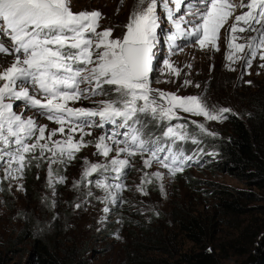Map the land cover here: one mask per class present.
Wrapping results in <instances>:
<instances>
[{
  "label": "rangeland",
  "instance_id": "rangeland-1",
  "mask_svg": "<svg viewBox=\"0 0 264 264\" xmlns=\"http://www.w3.org/2000/svg\"><path fill=\"white\" fill-rule=\"evenodd\" d=\"M50 1L63 9L61 19L37 8L35 0H0V55L16 60L7 73L4 64L9 60L0 63V187L5 184L9 192L3 195L0 188V247L17 239L22 213L45 208L50 196L63 214L60 223L67 224L68 235L88 245L89 264H127L125 249L135 231L143 234L148 226L179 233L170 216L174 203L218 217L214 200L205 196L212 191L211 184L250 190L189 155L184 157L189 175L203 182L199 191L193 190L182 177V167L171 166L176 161L174 155L172 161L169 158L174 145L163 153L152 151L148 141L141 140L139 147L127 127L109 121L101 125L99 119L114 112V97H126L129 90L137 89L150 92L165 120H199L214 131L224 130V114L242 112L246 94L238 89L264 88V5H257L261 0ZM22 21L37 22L45 32L57 26L63 35L52 40L44 36L47 53L35 58L19 44L24 39ZM128 41H147L153 49L154 72L145 82H134L122 62L120 47ZM43 58L84 66L77 68L81 81L76 93L66 91L53 101L42 90L20 82L23 70L35 68ZM49 103L99 119L51 122L41 109ZM3 148H14L21 157H10ZM31 152H40L52 165L65 154L69 174L62 185L52 179L53 166L29 183L21 165ZM98 171L106 172L107 178L90 181ZM117 172L118 177L112 175ZM30 189L40 191L41 204ZM252 193L256 200L247 215L217 218L218 241L212 248L219 254V264H245L249 253L264 254L263 234L256 236L264 228V192L253 189ZM251 224L252 239L232 248L230 243ZM175 242L179 251L194 248L183 236ZM27 243L17 247L22 251L13 264H35Z\"/></svg>",
  "mask_w": 264,
  "mask_h": 264
},
{
  "label": "trees",
  "instance_id": "trees-1",
  "mask_svg": "<svg viewBox=\"0 0 264 264\" xmlns=\"http://www.w3.org/2000/svg\"><path fill=\"white\" fill-rule=\"evenodd\" d=\"M32 28L28 31H32ZM49 28L50 31L45 32L39 27L31 35L41 40L45 39L44 36L52 40L63 35L57 26ZM73 57L76 59L75 56ZM66 66L76 70L84 69L83 65L71 61H68ZM53 71L54 68L51 69L52 73ZM199 84L202 87L203 83ZM38 86L40 90L44 88L42 84ZM238 91L246 94L241 100L242 112L241 114L226 112L223 116L225 129L222 131H214L199 120L179 117L165 120L154 106L156 99L153 102L150 92L137 89L129 90L126 97H114L111 103L114 112L101 119L92 113L75 114L70 109L57 107L54 104V107L63 111H58L57 117L49 116L48 112L47 119L51 122L61 120L67 122L73 119L80 123L99 119L101 125H106V121H109L116 126L127 127L128 132L135 137L137 146L142 147L141 140L148 141L151 143L150 149L159 153H163L165 147L174 145L173 154L169 152V158L172 161L174 155L176 161L171 162V166L182 167L180 169L183 173L182 177L187 180L191 189L199 191L198 186L203 182L189 175L190 168L184 163V157L189 155L192 159L200 160L205 166L213 168V171L229 174L250 187V190H236L228 186L211 184L212 191L205 194L206 197L214 200L213 209L218 213V217L237 218L250 212V205L256 200L252 193L253 189L264 192V88L260 85L254 89L239 88ZM99 94L109 96L104 91H100ZM49 98L55 100L56 97ZM172 141H176L175 144ZM3 150L17 160L21 157L14 148H3ZM64 157L65 154L57 164L52 165L46 163L47 160L40 152H31L21 166L25 177L32 184L35 177L49 166H53L52 179L58 181V185H62V181L69 174V162H66ZM112 175L118 177L119 173ZM104 178H107V173L98 171L90 177V181L95 182ZM150 186V181H147L146 187ZM0 188L3 195L9 194L5 184ZM29 194L41 204L43 199L40 191L30 189ZM44 206L45 208L40 211L29 208L30 212L22 213L23 228L12 244L6 248L0 247V264H13L18 252L22 251L17 247L27 242L30 247L29 255L35 264H89L88 245L76 243L68 235L67 224L60 223L63 214L57 211L54 198L49 196ZM170 216L173 217L174 227L178 228L179 233L172 235L165 229H150L148 226L142 229L143 234H137L135 231L125 249L127 264H219V254L212 248V245L218 241L216 236L219 234L217 229L219 221L215 213L207 215L174 203ZM253 225L241 230L238 239L231 242L230 246L234 249L245 246L254 234ZM256 234V236L263 234L264 240V228H260ZM179 236H183L194 248L179 251L175 242ZM262 252L249 253L245 264H264Z\"/></svg>",
  "mask_w": 264,
  "mask_h": 264
},
{
  "label": "water",
  "instance_id": "water-1",
  "mask_svg": "<svg viewBox=\"0 0 264 264\" xmlns=\"http://www.w3.org/2000/svg\"><path fill=\"white\" fill-rule=\"evenodd\" d=\"M35 6L54 14L59 19L64 16L63 9L50 0H35ZM120 55L134 82H145L153 75L155 62H152L153 49L149 42H123L120 47Z\"/></svg>",
  "mask_w": 264,
  "mask_h": 264
},
{
  "label": "bare ground",
  "instance_id": "bare-ground-1",
  "mask_svg": "<svg viewBox=\"0 0 264 264\" xmlns=\"http://www.w3.org/2000/svg\"><path fill=\"white\" fill-rule=\"evenodd\" d=\"M254 2H255V0H253ZM252 1V2H253ZM258 1V0H257ZM264 1V0H263ZM26 2V1H25ZM246 4V3H245ZM250 4H253V3H251L250 2ZM250 4H249V6H250ZM251 7V6H250ZM0 50H2L1 49V47H0ZM5 60H9L8 59V56H1L0 55V63H3ZM16 60L15 59H11V60H9V62H7L6 64H4V69H5V72L7 73V72H9V71H11L12 69H13V66L15 65V62ZM6 65H9V66H6Z\"/></svg>",
  "mask_w": 264,
  "mask_h": 264
}]
</instances>
